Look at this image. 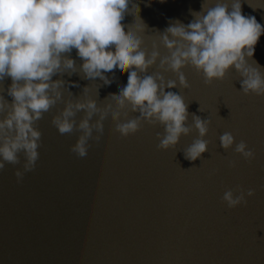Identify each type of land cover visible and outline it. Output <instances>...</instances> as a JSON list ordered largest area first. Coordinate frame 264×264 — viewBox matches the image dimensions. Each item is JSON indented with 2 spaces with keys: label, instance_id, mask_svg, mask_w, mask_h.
Here are the masks:
<instances>
[{
  "label": "water",
  "instance_id": "95a60500",
  "mask_svg": "<svg viewBox=\"0 0 264 264\" xmlns=\"http://www.w3.org/2000/svg\"><path fill=\"white\" fill-rule=\"evenodd\" d=\"M137 2L149 28L144 50L150 54L155 42L166 55L155 30L163 31L176 19L190 22L189 9L200 11L203 0ZM216 2L209 0V6ZM242 11L264 25V0H242ZM131 22V15L122 21ZM70 55L77 72L53 77L65 81V101L91 97L103 107L111 102L109 94H119L128 82V73L118 68L107 73L110 85L99 77L84 79L77 50ZM253 59L264 67V34ZM155 71L179 84L177 75L159 69L158 62L148 70ZM182 71L190 86L165 90L180 93L190 114L211 119L202 158L184 156L199 135L195 129L176 146L161 149L157 133L164 132L162 125L143 121L138 132L124 137L110 117L99 143L90 139L88 154L81 158L70 151L79 131L61 135L52 124L65 106L58 102L35 123L42 133L35 169L17 182L15 171L25 159L20 153V164L0 170V264H264V95L244 94L234 68L211 84L191 65ZM11 82L10 77L0 82L9 102ZM125 111L129 119L140 115L130 106ZM82 116L77 114V123ZM224 132H231L236 143L246 141L255 159L245 160L235 144L221 147ZM232 160L235 167L229 166ZM238 186L255 189V195L229 208L221 198Z\"/></svg>",
  "mask_w": 264,
  "mask_h": 264
},
{
  "label": "clouds",
  "instance_id": "9594fccd",
  "mask_svg": "<svg viewBox=\"0 0 264 264\" xmlns=\"http://www.w3.org/2000/svg\"><path fill=\"white\" fill-rule=\"evenodd\" d=\"M189 11L193 17L190 22L176 19L163 31L154 29L168 51L162 55L155 42L150 54L143 48L149 28L137 0H0V82L6 77L12 81L7 88L11 102L2 94L5 89L0 90V113H6L0 119V170L7 164H20V153L25 159L23 168L15 171L17 182L35 169L42 144V133L35 123L58 102L65 106L53 116L52 124L61 135L79 131L70 151L81 158L88 154L90 139L99 143L104 121L110 117L116 122L115 131L124 137L138 132L143 121L162 125L164 132L157 133L161 149L176 146L182 136L195 129L199 135L184 156L190 161L201 159L209 148L210 141L204 137L211 119L190 114L184 97L165 89L188 88L182 69L191 65L203 72L206 84L223 80L234 68L242 78L240 90L244 94L264 95V67L253 59L264 25L255 16L243 14L242 0H217L214 6L203 0L200 11ZM126 15H131L133 22L122 23ZM73 49L82 60L79 71L84 79L99 77L110 85L107 73L117 68L128 73L127 84L119 94L110 93L111 102L105 106H98L91 97L64 100L65 81L53 77L77 72L70 55ZM157 62L159 69L174 72L179 84L166 80L162 71L149 74ZM129 106L140 115L129 119L125 111ZM80 112L83 116L77 123ZM94 116L98 118L94 120ZM234 144V151L245 160L255 159V151L246 141L236 143L231 132L220 136L225 150ZM229 166L235 167L236 161H229ZM253 195L255 189L245 191L238 186L227 189L221 199L235 208L247 204V197Z\"/></svg>",
  "mask_w": 264,
  "mask_h": 264
}]
</instances>
